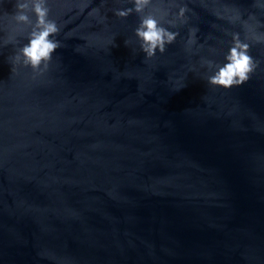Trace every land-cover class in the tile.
Masks as SVG:
<instances>
[{"label":"water","instance_id":"95a60500","mask_svg":"<svg viewBox=\"0 0 264 264\" xmlns=\"http://www.w3.org/2000/svg\"><path fill=\"white\" fill-rule=\"evenodd\" d=\"M258 3L154 0L187 23L146 60L140 17L115 15L129 0H49L61 47L35 75L12 72L31 25L0 0V264H264ZM233 34L257 67L213 88L202 61L222 65Z\"/></svg>","mask_w":264,"mask_h":264},{"label":"clouds","instance_id":"9594fccd","mask_svg":"<svg viewBox=\"0 0 264 264\" xmlns=\"http://www.w3.org/2000/svg\"><path fill=\"white\" fill-rule=\"evenodd\" d=\"M49 0H15V14L12 20L17 26L31 25L27 31V44L23 45L17 54L12 58V72L17 66L30 68L35 75H43L51 63L53 54L61 44L55 37L60 32V27L54 19L50 18ZM132 8L116 10L115 15L120 19L127 18L135 12L140 17L139 26L135 30V36L139 41L140 50L146 60L153 59L157 52L163 54L166 46L173 44L178 32L169 31L164 27H177L179 24L187 23L186 7H180L173 19H169V11L162 5L154 4V0H129ZM31 6L32 15L35 16V23L24 11ZM152 7L157 15L152 14L149 7ZM258 7L264 5L257 4ZM196 29H190L187 46L190 49L196 43ZM256 43H264V36L254 35L251 37ZM14 39L9 38L5 44L13 43ZM126 45L128 42H125ZM250 45L240 40L239 34H233L232 45L224 57L225 62L215 64L213 61H202L212 75L208 77V84L213 88L229 90L234 86L245 84L257 67V62L249 55Z\"/></svg>","mask_w":264,"mask_h":264}]
</instances>
